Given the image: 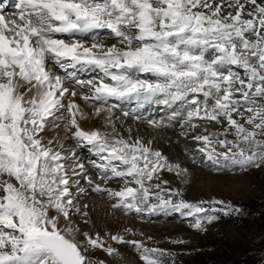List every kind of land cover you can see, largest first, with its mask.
Returning a JSON list of instances; mask_svg holds the SVG:
<instances>
[{"label": "snow or ice", "instance_id": "1", "mask_svg": "<svg viewBox=\"0 0 264 264\" xmlns=\"http://www.w3.org/2000/svg\"><path fill=\"white\" fill-rule=\"evenodd\" d=\"M14 6L15 16L6 17L0 0V264H105L95 251L118 254L74 219L90 223L77 203L85 192L81 180L126 214L171 210L193 218L196 230L218 219L204 205L224 201L189 202L180 189L165 187L162 172L181 177L188 170L124 128L111 100L138 108L179 104L171 119L180 118L181 135L194 133L201 162L215 171L264 165V0H18ZM69 69L95 75L84 80ZM121 115L141 119L136 109ZM96 118L99 127L81 126ZM61 124L64 137L49 138ZM67 140L75 146L66 148ZM81 148L96 157L88 161L95 179L77 154ZM110 181L121 187H107ZM106 235L132 246L142 264H164L169 255Z\"/></svg>", "mask_w": 264, "mask_h": 264}, {"label": "rangeland", "instance_id": "2", "mask_svg": "<svg viewBox=\"0 0 264 264\" xmlns=\"http://www.w3.org/2000/svg\"><path fill=\"white\" fill-rule=\"evenodd\" d=\"M107 42L110 43V41ZM53 70L58 75H64L61 69L54 68ZM78 70L76 69L75 72L80 79L87 80L95 75L90 72L84 77L79 74ZM68 86L71 87V85ZM109 103L117 105L115 114L120 116V120L125 118L124 120L128 122L126 124L132 128V134L133 130H136L139 137L144 140L145 135L143 134L146 130L152 129L153 136L156 137L152 146L160 150L170 161L179 162L183 168L188 170L187 174L181 177H177L172 172H162L161 178L169 181L165 187L180 189L183 192V198L189 202L221 200L225 203L205 204V208L209 210L208 214L215 215L218 219L211 224L204 223L203 227L206 230H196L191 227L194 222L193 218L182 216L171 210H157L152 214H137L135 212L126 214L121 209H114L112 207V204L115 203L113 199H110L106 193L92 191L85 181L81 180L80 187H84L85 192L77 194V203L82 210L88 212L87 219L90 223L85 225L81 219L77 217L74 219L84 230L99 232L118 252V254L108 255L97 250L93 253L94 259L102 260L105 264H142L138 253L132 246L111 241L106 235L107 233L119 234L125 240L144 241L149 248L163 249L169 254L163 257L164 264H219L220 261H224L228 257L239 258L244 248L256 245L262 230L246 214L242 203L252 197L264 195V165L259 168H249L247 171L238 169L215 171L211 166H205L201 162L200 153L196 151V143L191 139V135L194 133H189L188 137L181 135L180 118L171 119L173 112L180 110L179 104L167 108L165 113H160L157 109L148 111L154 114L153 116L143 108H137L135 102L111 100ZM132 109H136V115L141 117L140 120H133L131 116L123 117L121 115L122 111L131 112ZM148 120L160 121L164 126L150 127L147 123ZM208 127L216 130L219 126L212 124ZM62 128L61 124L56 130ZM199 131L201 129H197V132ZM136 133L133 136H137ZM125 134L127 135V132ZM68 146H70L69 148L74 147V142L65 141V147L68 148ZM77 154L95 179V172L88 161L96 159V157L87 148L77 149ZM193 156L197 159L196 163H193ZM107 187L119 189L121 184L110 181ZM229 204L232 208L227 207ZM84 205H87V208H84ZM236 208L240 211L233 210ZM95 211H99L103 215L106 212L109 213L116 219L113 223L116 225L118 221L119 226L115 227V225L109 224V227L106 223V226H103L104 221L99 222L94 214ZM125 229H131V231L126 232ZM148 237L152 239L149 240ZM173 240H182L184 243H172Z\"/></svg>", "mask_w": 264, "mask_h": 264}, {"label": "bare ground", "instance_id": "3", "mask_svg": "<svg viewBox=\"0 0 264 264\" xmlns=\"http://www.w3.org/2000/svg\"><path fill=\"white\" fill-rule=\"evenodd\" d=\"M6 2H9L8 5L5 7L4 4H6ZM18 3V0H4V4H2V7H3V14L6 16V17H14L15 14L17 13L18 9L14 6L15 4ZM56 69V68H55ZM59 69V68H58ZM63 71V70H62ZM71 71H76V69H71ZM79 71V74L80 75H87L88 73H90L91 71H81V70H78ZM77 102L81 105V107L86 111V112H90L91 109L84 104V102L82 100H77ZM123 102V101H122ZM125 102H128V101H125ZM149 107V108H148ZM173 107V106H172ZM123 108V107H122ZM138 108V107H137ZM139 108H143L144 110H146L147 112L148 111H151L152 109H157L160 113L163 112L165 113L167 108H169V106H166V105H163V104H159V103H155V102H150V103H147L145 105H143L142 107H139ZM166 108V109H165ZM149 115L152 114L151 112H148ZM154 116V114H152ZM165 116V115H164ZM125 118L121 119L122 121H124V128H127L128 125L126 124V120H124ZM128 123V122H127ZM101 124V121L99 120V118H96V119H90V120H83L81 121V126L88 129V128H92V127H99ZM119 124V122H118ZM134 126V125H133ZM135 127V126H134ZM151 127V126H150ZM134 129V128H133ZM147 129V128H146ZM145 129V130H146ZM55 130L56 129H50L48 132H47V136L49 138H51L52 136L54 135H59L60 138H63L65 133H64V130L63 128L60 129V130H56L57 132L55 133ZM122 131H124V129H121ZM152 130V129H151ZM151 130H146V132L143 134L145 135L144 137V140L145 142H147L148 140H151L152 142L156 139V137L153 136V132ZM138 131H134L133 130V134ZM126 133V131L124 132V134ZM136 133L137 136H139L138 134ZM126 135V134H125ZM70 146H68L69 148ZM72 147V146H71ZM97 201V200H96ZM94 207V206H93ZM95 208V207H94ZM97 208V207H96ZM98 209V208H97ZM95 216L97 217V219L99 220V222L101 221V223L103 222V226L106 224L109 225H115L113 222L116 220L113 216H111L109 213H105V215H103V213H100L99 211H95ZM106 223V224H105ZM116 223V222H115ZM116 226H119L118 224V221L115 225ZM110 227V225H109Z\"/></svg>", "mask_w": 264, "mask_h": 264}, {"label": "trees", "instance_id": "4", "mask_svg": "<svg viewBox=\"0 0 264 264\" xmlns=\"http://www.w3.org/2000/svg\"><path fill=\"white\" fill-rule=\"evenodd\" d=\"M242 207L246 214L257 223L262 234L256 245L243 249L239 258L228 257L219 264H264V195L250 198L242 203Z\"/></svg>", "mask_w": 264, "mask_h": 264}]
</instances>
